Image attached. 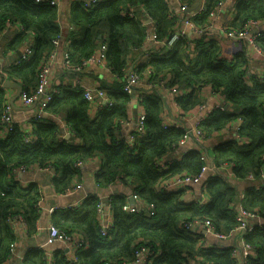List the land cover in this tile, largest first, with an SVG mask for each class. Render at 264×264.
Wrapping results in <instances>:
<instances>
[{
	"label": "trees",
	"instance_id": "16d2710c",
	"mask_svg": "<svg viewBox=\"0 0 264 264\" xmlns=\"http://www.w3.org/2000/svg\"><path fill=\"white\" fill-rule=\"evenodd\" d=\"M217 2L206 0L205 10L193 18L198 28L207 25L209 13ZM180 3L188 10L201 6L196 5V0H180ZM135 6H141L144 15L155 21L158 41L170 39L180 18L172 15L166 0H107L89 10L83 3H74L68 12L72 29L66 35L59 23L57 7L47 3L35 4L32 0H0V44L10 25L22 27L10 42V49L26 44L30 35L34 36L31 58L3 70L1 82L10 80L21 84L25 94H33L42 62L57 50L54 42L58 41L60 45L65 36L74 66H81L102 44L107 45L106 64L113 83L104 84L101 89L114 103L93 117V108L84 98L82 89L58 86L46 111L62 118L73 138L65 140L57 122L47 119L51 117L31 122V134L18 124L12 125L3 138L1 118L8 99L5 88L0 86V264L10 260L12 246H16L9 219L20 217L27 226H37L41 210L39 202L44 198L37 185L24 188L12 180L15 171L21 167L51 164L58 172V177L53 179L54 191L63 195L74 188L81 175L76 164L101 156L103 165L96 175L100 188L106 189L116 182H124V178H131L134 192L147 204L154 205L150 216L130 213L124 210L128 204L125 195L111 196L114 224L107 236L101 233L96 210L100 202L98 196H88L81 206L55 211L52 224L69 236H80L85 248L88 247L78 252V262L74 264L130 263L142 245L159 254L151 264H191L198 262L199 258L201 264H238L232 256L233 248L204 250L200 242L203 236L187 232L184 225L195 219L206 220L217 233L229 235L238 226L234 204L241 200H244L247 211L264 219V187L260 184L249 187L241 196L227 178L208 176L205 186L209 202L204 205L200 202L187 204L184 190L167 192L163 188L166 181L177 175L199 176L207 163L202 160L203 154L193 149L180 160L168 163L164 170L155 165L178 147L185 134L183 129L163 126L160 94L138 93L144 99L146 121L145 133L137 139L135 146L132 148L115 139L133 101L132 96L122 91L127 82L129 62L136 52H143L147 41L144 19L125 16V12ZM251 20L264 21V0L239 2L230 27L243 29ZM210 38L207 35L192 38L185 34L168 54H153L149 62L134 70L150 87H162L163 82L168 89L178 87L183 94L176 98V102L185 112L199 105L196 97L199 89L211 85L221 92L231 106L214 111L203 123L206 139L225 130L237 118L243 122L237 136L240 141L230 140L215 146L214 164L219 168L233 163L234 175L240 180H246L249 174L258 178L264 167V81L246 76L250 56L244 49L232 58L223 57L220 43ZM257 42L264 49V38ZM192 48L195 50L193 54L190 53ZM26 136L34 138V143L27 144ZM242 235L257 252L255 258L247 259L248 264H264V224ZM28 258L24 262H46V256L40 252L33 259ZM54 261V264H71L65 257Z\"/></svg>",
	"mask_w": 264,
	"mask_h": 264
},
{
	"label": "crops",
	"instance_id": "0c3cea01",
	"mask_svg": "<svg viewBox=\"0 0 264 264\" xmlns=\"http://www.w3.org/2000/svg\"><path fill=\"white\" fill-rule=\"evenodd\" d=\"M87 0H61L59 7L60 20L59 23L62 27V32L66 35L69 30L72 29V25L68 20V12L71 6L74 3H82ZM245 0H227L222 12L215 18L213 21V33L217 37L222 35V27L224 25L231 24L234 20L235 8L236 5ZM171 13L173 16L177 18L183 19L185 16L188 17L189 14H193L197 8L190 9L188 13H184L180 11L179 1L178 0H166ZM206 0H196V5L204 4ZM128 12V11H126ZM125 12V13H126ZM139 18H145L144 13L141 10H138ZM144 23V22H143ZM177 25L175 26L176 30ZM153 27L148 26L147 28V36L148 31H152ZM21 31L20 27L16 25L11 26L2 38V42L0 44V83L1 78L4 77L3 70L9 68L14 65L15 61L21 56V54L25 51V49L32 45L33 35H30V40L25 44H18L14 49L9 48L10 42L14 39V37L19 34ZM189 37L195 38V36L191 33ZM264 36V21H260L259 27L256 30H252L247 38L243 41H235L229 42L222 40L220 43L222 49L223 57L232 58L237 52L245 50L248 56H250V61L247 67L246 76L248 79L262 77L264 75V62L261 59L255 57L252 53V50L248 47L249 40L257 37L258 39ZM205 34L202 35L204 37ZM211 37V38H210ZM207 38L213 39L214 36L211 34L207 35ZM256 38V39H257ZM67 39L64 36L60 45L57 47V53L55 57L54 69L52 72L53 77V86H63V87H71L74 89H82V86H87L91 88L93 91H96L99 88H102L104 84H112L113 77L108 71L102 68V65L92 62L87 65L80 73H70L64 67V58L63 55L67 50ZM143 52H136L134 56L131 57L129 62V71L132 72L134 68H137L139 65L146 62V58L150 55H166L171 50L166 46H158L153 43L151 40L147 38V41L142 48ZM194 48L190 50V53H194ZM170 79V75L168 76V80ZM6 80V79H4ZM21 85V84H20ZM50 87L49 89H51ZM7 99L10 101L17 94V89L15 88H5ZM155 93L160 94L162 96L163 109L161 113L162 124L166 126H175L176 124L180 125L183 130L189 132L190 138L185 142V144L180 147H176L174 150L170 151L163 158L167 161V163H171L174 160H180L181 157L195 149L196 138L192 135L197 124L202 121H206L211 117V114L216 110H223L230 108L231 104L228 102L226 97L219 91L213 89L211 85H207L201 89H199L196 93L197 100L199 105L189 111H182V109L177 104L175 97L169 91V89H164L162 87H150L144 81L140 83L137 88V93ZM132 97L133 101L129 105L127 109V117L122 120L120 123V129L115 134V139L121 142H127L130 138L136 133L137 128V117L141 111L138 104L136 103V99L138 95ZM16 106L24 107L21 104V99L15 102ZM203 107V108H202ZM36 109L23 111V110H14V121L23 126V130L26 133L31 134L32 132V124L26 122V117L31 116L36 112ZM96 111V110H95ZM99 112H94L92 114L93 117H96ZM57 122L60 128V133L64 136L65 134H70L68 131V127H66V123L62 118H47ZM124 121H129L128 123H124ZM240 126L239 118L233 120L228 127L219 132L218 134L210 137L208 139H204L199 143L198 150L203 154L206 159V163L208 166L214 164L215 159V146L224 142L238 140L240 138L236 136L235 129ZM7 133H2L1 137L5 138ZM66 135V137H67ZM73 138L70 134V137L65 139L69 140ZM241 144V142H240ZM103 165V157L96 156L91 159L86 160L84 167L81 168V175L76 181L77 185H82V187L77 190L75 193L68 196H61L54 191L53 180L48 175L37 169L36 167L30 169L27 173L23 175H16L13 177V181L19 183L22 187H28L32 184H35L39 187L41 193L44 197L43 206L38 214L37 226H27L23 221L18 220L13 225V230L16 236V248L15 253L11 256L10 260L5 262L4 264H20L24 259H33L36 257V253L40 252L46 257H50L55 260V258H72L73 251L72 246L67 245L62 242H51L49 239V231L47 227L50 223H52V214L50 213L51 209H55L57 211L65 210L70 207H78L85 201L88 196L95 195L100 198V200L107 201L111 196H122L125 195L126 201L129 197L133 195L134 190V181L129 178L120 182H116L114 185H110L106 189L100 188L96 182V175L99 173L101 167ZM225 168L223 169L226 172V178L238 189V192L243 196L246 190L253 186L258 185V181L250 182L248 180H240L237 179L234 175L233 167L229 164H225ZM210 176V174H207ZM208 178V176L206 177ZM205 178V179H206ZM205 179L200 184H190L185 186L182 190L184 201L187 204L202 202L207 200V197L204 195L203 184L205 183ZM241 200V198H240ZM239 203V202H238ZM237 203L234 204V206ZM105 222H108L113 226L114 224V216L113 212H109L106 215ZM261 220H251L250 226L255 228L256 224H261ZM195 236L202 235L203 243L211 248L218 249H227L233 247H239V245L243 244V235L242 232H234V235L228 237L227 240H218L215 238L213 234L208 232V234H204L202 230H199L196 227L194 228ZM202 239V238H201ZM201 242V241H200ZM86 247L85 249H87ZM69 249L71 250L69 252ZM238 264H248L247 260L238 259Z\"/></svg>",
	"mask_w": 264,
	"mask_h": 264
},
{
	"label": "built area",
	"instance_id": "2783aa9c",
	"mask_svg": "<svg viewBox=\"0 0 264 264\" xmlns=\"http://www.w3.org/2000/svg\"><path fill=\"white\" fill-rule=\"evenodd\" d=\"M32 1H34L35 4L47 3L51 6L57 7L58 9H59L60 3H61V0H32ZM105 1H107V0H87V1H84L82 3H83L84 8L89 10V9L95 8L98 4L105 2ZM178 1H179V7H180L181 12H184V13L190 12L185 6H183L180 3V0H178ZM226 1L227 0H218L215 8L209 13V19H208L207 25H205V27L203 29L198 28L196 26L195 22L193 21V18L195 16L201 14L205 10L204 4H201V6L199 8H197L195 11H193V14H189L188 17L185 16L183 19H180V21L176 24L177 27H176L175 32L172 34L170 39L167 40L166 42L158 41L156 33H155V21L152 18L145 15L144 25L147 26V28H148V26L153 27V29L151 31L152 35H148L147 38L149 40H151L153 43H155L156 45L166 46L169 49H172L175 46V44L178 42V40L181 37H183V35H185L187 33H191L195 37L201 36L203 34H205V35L211 34L212 36H214V40H216L220 43L222 42V40L229 41V42H235V41H241V40L243 41L245 38H247L249 36V34L252 32V30H256L259 27L260 21L251 20L247 24L244 25L243 29L231 28L230 24L227 23L226 25H224L222 27V35H219L217 37L212 32L213 31V21L222 12ZM138 10H141L144 13V10L141 6H135V7L131 8L130 10H128V12L125 13V16H128L130 18H134V19H138L139 18ZM11 26H13V25H10L9 28ZM16 26L20 27V29L22 30L21 26H19V25H16ZM256 38L257 37H255L252 40H249L248 47L252 50V53L255 55V57H257L258 59H261L264 62V49L259 45V43L257 42L258 38L257 39ZM262 38H264V36H262ZM207 40H209V39H207ZM54 44L56 46H58L59 42L55 41ZM106 51H107V45L102 44L98 48L97 52L91 58H89L87 61H85L81 66H74L71 59H70V55H69L68 51L66 50L64 55H63L64 67L68 72H71V73L72 72H81L87 65L94 62V63L102 65V68H104V70H106L110 73V70L106 64ZM33 52L34 51H33V48L31 46L27 47L25 49V51L21 54V56L15 61L14 64L18 65V64H21L22 62L29 60L31 58V56L33 55ZM56 53H57V50L53 51L42 62L41 66H40L39 74H38V84H37L35 92L31 95H27L23 92V94L20 98L22 106L31 107L41 97V99L39 100V102L36 106V108H37L36 112L33 115L26 117L27 123H31L33 121H39L44 117L59 118L57 116L51 115L50 113H48L46 111V108H47L48 104L51 102L53 95L57 92L56 87L53 86V77H52ZM151 59H152V56L150 55L149 57L146 58V62H144V63L149 62ZM149 73H150V71H147V74H149ZM259 78H260L259 79L260 81H264V75L262 77H259ZM140 83H142V78L140 76V73L137 70H133L132 72H128L127 82L124 85L122 91L124 93H126L127 95L134 97L137 93L135 90L139 87ZM0 86L4 87V82L0 83ZM161 86L164 89H168L165 82L161 83ZM50 87H52V88L49 89ZM82 91L84 94V98L91 104V106L93 108L92 114L94 112L95 113L99 112L105 108L112 107L114 104L113 100L109 98L107 92L101 88L97 89L96 91H93L91 88H89L87 86H82ZM169 91L173 94V96L175 97V100H176V98L180 97L183 94L182 91L178 89V87H173V88L169 89ZM137 95H138V98L136 99V103L138 104L139 108H141V111L137 117L136 133L130 138L129 141L126 142L132 148L135 146L137 139L145 133L146 114H145L144 107H143V100L144 99L141 96V94L137 93ZM239 120H240V125H241L243 121L240 118H239ZM128 122L129 121H124V123H128ZM1 123H2V126H4V132H7V130L12 125L18 124L14 121V110H13V107L11 106L9 100H7L5 105H4ZM203 123H204V121L199 122L197 124L193 134H192L196 138V145L194 147L195 149H198L199 143L202 142L206 138ZM18 125H20L23 129V126L21 124H18ZM163 126L182 129L181 126L178 124H176L175 126H166V125H163ZM239 128H240V126L235 129L236 136L239 135L238 134ZM68 131H69V129H68ZM27 134H29V133H27ZM70 134L72 135L71 132H70ZM70 134H68V135L65 134V136L63 135V138L67 139L68 136L70 137ZM216 134H218V133H216ZM66 135H67V137H66ZM189 138H190L189 132L185 131V134L182 136V138L180 139V141L178 143V147L185 144V142ZM25 142L27 144H33L34 138H32L31 136H26ZM202 160L206 161L204 156L202 157ZM85 162H86V160L80 161L76 164V166L81 169L84 167ZM167 164L168 163L164 158L155 162V165L160 170L166 169ZM229 165L231 167H234L233 163H229ZM225 166L226 165L218 168L215 166V164H213L211 166L205 165L202 168V172L199 176L191 177L190 175H188L186 173H184L182 175H177L174 178L166 181L163 184V188L167 192H174V191L182 190L185 186H188L190 184L202 183L203 180L207 176H209L207 174H210V176H221L223 178H226V172L223 170L225 168ZM32 168H34V167H32ZM32 168L31 167H29V168L28 167H21L15 171L13 176L16 177V175H18V174L23 175V174L27 173ZM36 168L39 169L40 171H42L43 173L48 174L52 178V180L58 177V172L55 171L54 166H52L51 164L43 166V167L37 166ZM124 179H127V178H124ZM246 180H248L250 182L258 181L259 184L262 187H264V167L262 168L261 174L258 178H256L254 174H249L247 176ZM81 187H82V185L75 184L74 188L72 190H69L67 193H65L61 196L71 195V194L75 193L77 190H79ZM203 190H204V195H205V197H207L208 201L207 200L202 201L201 205L207 204L209 202V197L206 194L205 183L203 184ZM130 199L133 200L134 204L130 203V201H129ZM111 201H112L111 199H109L107 201L100 200V202L97 204V207H96V210H97V213L99 216L101 233L103 236H107L108 231L112 228V225H110L108 222H105L106 215L110 211L112 212ZM43 202H44V198L39 202L40 208H42ZM127 203L128 204L124 206V210L127 212L144 214L147 216H150L153 214L154 205L153 204H147L135 192H133V195L128 198ZM243 205H244V200L239 201V203H237L235 205V209L237 211L236 220L238 222V226L229 235L217 233L215 231L214 226L210 222H208L206 220L202 221L200 219H195L192 222L185 224L184 229L187 232H190L191 234H195L193 230L196 227V229L198 228L199 230L210 232L218 240H227L228 237L233 236L234 232H237V231H239V232L244 231V234L250 233L254 229L250 226V224H249L250 221L251 220H261L262 221L261 224H256L255 227H257V226H261L264 224V219L260 218L259 215L255 214L253 212L247 211ZM70 208H72V207H70ZM55 211H57L56 208L51 209L50 213L53 214ZM9 220H10L9 223L13 226L16 223V221L21 220V218L20 217H14V219L10 218ZM47 230L49 231V239L51 242H62V243H65L67 245L72 246L73 257L72 258L67 257L66 261L71 263V264L77 263L78 262V252H80L81 249L85 248L84 240L78 235H73V236L67 235L66 233H64V232L60 231L58 228H56L52 223H50L48 225ZM200 241H201V246L204 250L213 249L211 247L206 246L203 243V241H204L203 238ZM242 242H243V244L239 245V247H233V250H232L233 258L236 259L237 261H238V259H240V260L243 259L244 261H246L249 257L255 258L257 256V252L255 251V248L253 246H251L250 244H248L247 242H245L244 240ZM15 248H16V246H12V254L15 253ZM70 251L71 250L69 249V252ZM158 256H159V254L152 251V249H150L149 247H147L145 245H142L136 250L134 260L130 263H123V264H151V262L154 261V259L157 258ZM54 262H55L54 259H52L50 257H46L45 264H54ZM20 264H29V263L24 262V260H23ZM103 264H115V263L105 261V262H103ZM191 264H201V259L199 258L198 262H193Z\"/></svg>",
	"mask_w": 264,
	"mask_h": 264
},
{
	"label": "water",
	"instance_id": "95a60500",
	"mask_svg": "<svg viewBox=\"0 0 264 264\" xmlns=\"http://www.w3.org/2000/svg\"><path fill=\"white\" fill-rule=\"evenodd\" d=\"M148 34L149 35H152V32L149 30L148 31ZM4 88H6V89L7 88H15V89H17V94L13 98H11V100H10L11 106L14 109H16V110H23V111H25V110L26 111L33 110V109L36 108L39 100L41 99V97H40L39 100L33 106H31V107H18V106H16L15 102L21 98V96L23 94V87L20 84H18V83L12 82L10 80H6L4 82ZM67 138H69V136ZM129 201H130L131 204H134V202H133L132 199H130ZM203 233L204 234H207L208 232L207 231H204ZM242 234H244V231L242 232Z\"/></svg>",
	"mask_w": 264,
	"mask_h": 264
}]
</instances>
